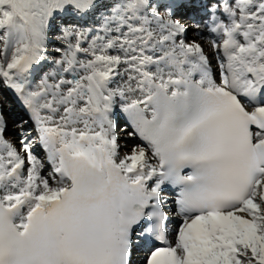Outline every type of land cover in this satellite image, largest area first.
<instances>
[{
    "label": "snow or ice",
    "instance_id": "snow-or-ice-1",
    "mask_svg": "<svg viewBox=\"0 0 264 264\" xmlns=\"http://www.w3.org/2000/svg\"><path fill=\"white\" fill-rule=\"evenodd\" d=\"M0 89V264H264V0H0Z\"/></svg>",
    "mask_w": 264,
    "mask_h": 264
},
{
    "label": "bare ground",
    "instance_id": "bare-ground-1",
    "mask_svg": "<svg viewBox=\"0 0 264 264\" xmlns=\"http://www.w3.org/2000/svg\"><path fill=\"white\" fill-rule=\"evenodd\" d=\"M187 23H191V21L189 20V21H186ZM191 33V32H190ZM190 33H189V35H190ZM8 93V92H7ZM9 97H10V99H11V105H12V107H11V112H10V115L12 116V117H15V115H14V113H16L17 111H19L20 110V108L17 106V105H19V104H16L15 103V100H14V97L13 96H11L10 94H9ZM14 103V104H13ZM20 112V111H19ZM10 123V125H11V121L9 122ZM10 131H11V129H10ZM33 135H35V132H33ZM131 142H135V141H129V145L131 144ZM41 155H43V152L41 151V153H40ZM173 223H175V221H173Z\"/></svg>",
    "mask_w": 264,
    "mask_h": 264
},
{
    "label": "rangeland",
    "instance_id": "rangeland-1",
    "mask_svg": "<svg viewBox=\"0 0 264 264\" xmlns=\"http://www.w3.org/2000/svg\"><path fill=\"white\" fill-rule=\"evenodd\" d=\"M189 36L191 37V33H190ZM206 39H207V37H206ZM204 47H205V52H209V53L211 52L206 42L204 43ZM3 96H7L8 101H9V104H10L9 94L7 93V91L0 89V97H3ZM17 114H19V113H18V112L14 113L15 116H16ZM19 115H20V114H19ZM10 121H11V119H10ZM10 121H9V122H10ZM10 129H11V128H10ZM131 143H134V142H131ZM130 145H131V144H130ZM130 145H129V146H130ZM140 258H141V256L134 257V259H137V260L140 259Z\"/></svg>",
    "mask_w": 264,
    "mask_h": 264
}]
</instances>
